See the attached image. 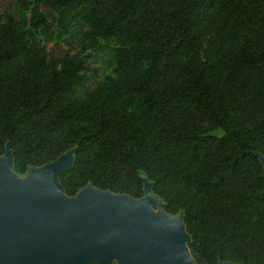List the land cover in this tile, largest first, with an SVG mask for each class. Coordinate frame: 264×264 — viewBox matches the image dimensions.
I'll list each match as a JSON object with an SVG mask.
<instances>
[{
    "label": "trees",
    "instance_id": "obj_1",
    "mask_svg": "<svg viewBox=\"0 0 264 264\" xmlns=\"http://www.w3.org/2000/svg\"><path fill=\"white\" fill-rule=\"evenodd\" d=\"M36 1L33 30L47 4L91 48L114 40V75L81 96L83 61L50 59L8 16L0 157L25 175L73 151L59 178L72 198L92 185L140 200L147 180L198 264H264V0Z\"/></svg>",
    "mask_w": 264,
    "mask_h": 264
},
{
    "label": "water",
    "instance_id": "obj_2",
    "mask_svg": "<svg viewBox=\"0 0 264 264\" xmlns=\"http://www.w3.org/2000/svg\"><path fill=\"white\" fill-rule=\"evenodd\" d=\"M71 152L26 180L12 171L10 148L0 157V264H198L184 216L153 212L152 188L140 200L92 185L68 197L59 178Z\"/></svg>",
    "mask_w": 264,
    "mask_h": 264
},
{
    "label": "rangeland",
    "instance_id": "obj_3",
    "mask_svg": "<svg viewBox=\"0 0 264 264\" xmlns=\"http://www.w3.org/2000/svg\"><path fill=\"white\" fill-rule=\"evenodd\" d=\"M29 5V9L24 6ZM36 0H0V24L8 16L14 18L21 29L32 31V43L44 49L50 59L61 60L77 57L84 63V71L80 79V94L86 95L107 78L114 75L115 52L118 48L114 40H98L96 48H91L88 27L75 15L58 12L47 4H40L39 10L47 19V29H32V13ZM222 135V132H214ZM68 153L66 154V156ZM74 158V153L71 152ZM14 166V165H13ZM12 171L14 169L12 167ZM15 173V172H14ZM28 173V172H27ZM15 173L17 180H24L27 176ZM152 188V184L145 180V188ZM156 203L151 205L153 212L165 210V204L157 196ZM112 264H118L117 260Z\"/></svg>",
    "mask_w": 264,
    "mask_h": 264
},
{
    "label": "bare ground",
    "instance_id": "obj_4",
    "mask_svg": "<svg viewBox=\"0 0 264 264\" xmlns=\"http://www.w3.org/2000/svg\"><path fill=\"white\" fill-rule=\"evenodd\" d=\"M26 180V179H25Z\"/></svg>",
    "mask_w": 264,
    "mask_h": 264
}]
</instances>
